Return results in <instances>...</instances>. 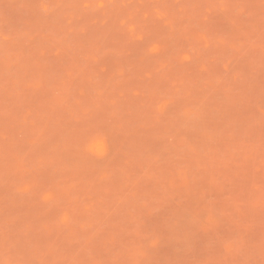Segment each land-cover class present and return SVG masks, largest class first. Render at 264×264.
<instances>
[{
	"label": "rangeland",
	"instance_id": "rangeland-1",
	"mask_svg": "<svg viewBox=\"0 0 264 264\" xmlns=\"http://www.w3.org/2000/svg\"><path fill=\"white\" fill-rule=\"evenodd\" d=\"M0 264H264V0H0Z\"/></svg>",
	"mask_w": 264,
	"mask_h": 264
}]
</instances>
